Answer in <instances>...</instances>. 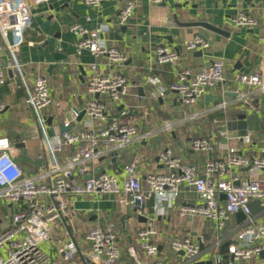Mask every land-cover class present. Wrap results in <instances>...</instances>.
I'll return each instance as SVG.
<instances>
[{
  "label": "crops",
  "instance_id": "1",
  "mask_svg": "<svg viewBox=\"0 0 264 264\" xmlns=\"http://www.w3.org/2000/svg\"><path fill=\"white\" fill-rule=\"evenodd\" d=\"M125 1L102 0L98 8L89 7L80 0H50L32 5V22L24 29L23 41L16 49L17 69L9 67L10 57L6 47L0 50V68L6 75L4 83L0 85V101L5 105L0 114V137L8 139L11 154L23 173L35 176L46 164V158L40 157L43 153L42 129L25 102V89H29L38 77L46 79L52 97V103L44 113L43 125L44 133L51 140L60 139L62 131L77 134L89 125L93 130L103 128L102 121L91 119L84 112L86 103L93 96L87 89V81L93 74H120L126 80V95L117 104L110 102L106 96H99L109 104L107 118H119L135 125L139 132L150 133L144 139H134L123 151L114 154V159L110 154L97 163H90L86 175L96 174L100 170L121 175L123 166L133 155L140 156L135 175L142 179L148 173L164 172L166 168L158 160L159 152L163 149H169L173 155L193 164L199 174L205 172L207 159L222 155L226 145L237 146L247 155L259 154L264 147V95H259L260 130L248 131V143L241 138L221 136L218 132L226 129V120L234 119L243 111L250 113L235 101V96L227 95L234 93L232 89L251 91L250 87L238 83L236 76L254 71L264 73V43L260 39L264 33V0H194L190 3L167 0L159 4L132 0L134 7L131 16L124 25H118V10ZM241 11L256 19L252 28L232 23L231 18ZM196 22L216 25L228 34L225 36L214 32ZM74 23L90 30L106 25L107 30L102 31L101 38L106 45L117 47L125 59L119 64H112L106 56L95 57L85 49L77 52L81 36L70 30V25ZM197 33L208 41V47L186 49L187 40ZM0 44H3L1 35ZM159 44L176 49L178 59L173 63H156L154 49ZM56 53L65 56L56 59ZM214 60H222L225 80L207 90L205 95H210L209 101L205 100L204 95L194 105L186 106L173 92L167 91L157 97L152 95L174 81L182 68L197 71ZM223 100L228 102L225 109L208 110L211 105ZM72 108L80 111L78 117L81 112L83 115L71 121L69 126H64L63 121L70 116L69 110ZM165 122L171 123L170 129L163 128ZM230 132L239 136L236 131ZM201 136L213 138L215 144L212 151L205 153L191 148V138ZM78 148L79 143L68 145L58 153V158L67 157ZM71 175L74 180L80 178L78 171L74 170ZM223 175L236 176L239 182L248 178L264 181V170L233 166ZM142 184L145 197L141 213L132 205L127 208V205L119 203L117 195L112 193L97 197H67L72 211L68 227L75 234L82 235L90 226L112 224L121 247L117 264H134L133 257L127 251L130 245L136 249L138 260L151 261L137 239V230L145 221H150L155 229L151 240L158 246L160 258L165 264H182V255L171 246L174 238L188 236L202 245L197 261L205 263L213 254H221L218 245L213 250H207L212 241L223 243L235 238L238 228L235 214L218 230L214 220L197 213L184 214L179 211L181 207L199 203V197L191 187L184 185L171 203L159 205L155 195L146 191V183L142 181ZM220 198L223 200L224 195L220 194ZM18 207L9 205L7 211L10 209L11 213ZM10 213L0 212V216ZM43 246L49 248L47 242ZM222 257L224 261L228 259L226 253ZM240 263L264 264V256L254 255Z\"/></svg>",
  "mask_w": 264,
  "mask_h": 264
},
{
  "label": "built area",
  "instance_id": "2",
  "mask_svg": "<svg viewBox=\"0 0 264 264\" xmlns=\"http://www.w3.org/2000/svg\"><path fill=\"white\" fill-rule=\"evenodd\" d=\"M50 0H0V35L6 47L10 62L9 67L18 68L16 49L23 41V31L32 22L31 6ZM89 7L98 8L102 0H80ZM151 3H162L167 0H148ZM190 3L194 0H175ZM227 2L230 0H218ZM134 3L126 0L119 8L117 24L124 25L132 14ZM234 25L252 28L256 19L241 11L231 18ZM70 30L81 36L77 43V52L85 49L95 57L106 56L112 64H119L125 59L124 54L114 46H108L101 38L106 25L90 30L78 23L70 25ZM11 32V43L7 32ZM264 43V33L260 35ZM209 45L201 34H194L187 40L188 50L204 49ZM155 62L158 64L173 63L178 59V51L166 44H159L154 49ZM95 64L92 65V68ZM6 79L5 72L0 68V85ZM225 80L222 60H214L202 66L197 71L182 68L177 72L176 79L167 87L152 93L154 97L162 96L167 91L176 94L186 106L194 105L207 90ZM238 83L251 88V91L232 89L235 101L242 104L246 111L259 114L261 100L264 95V73L254 71L236 76ZM88 92L93 95L84 107L85 114L91 119L104 123L103 128L93 130L89 125L81 132L74 134L69 131L60 132V139L51 140L44 133L45 110L51 105L52 97L44 77L34 80L29 89H25V102L33 112L42 129L41 147L46 158L44 168L35 176H26L20 165L11 154V145L7 138L0 137V203L7 206L15 204L19 207L10 215L0 216V221L7 217V225L0 230V264H117L121 255L117 234L112 224L106 226L94 225L77 235L68 227V219L72 211L66 200L69 196L112 193L117 195L119 203L132 205L138 213L145 197L142 181L147 185L146 191L157 198L159 205L171 203L180 188L184 185L191 187L199 197V203L189 207H181L184 214H200L214 220L216 228L221 230L231 215L237 211L245 214L244 220L238 224L235 238L229 242L224 261L222 254H213L214 264H242L248 259L264 251V210L252 214L248 202L258 199L264 205V181L248 178L236 184V176L223 175L231 167H250L249 169L264 170V147L256 155H247L233 145L219 156L209 157L205 163V172L199 174L195 166L185 162L181 157L173 155L169 149L159 152L158 160L166 168L159 173H148L142 179L135 175V167L140 156L133 155L123 166L121 175L106 170L96 174L89 173L90 163H97L102 157L119 154L134 139H144L149 131L139 132L137 127L125 123L119 118H107L109 104L103 95L113 104H117L126 95V80L124 76L93 74L87 81ZM97 96V97H95ZM228 102L223 100L211 105L209 111L225 109ZM5 105L0 101V114ZM79 110L70 109L69 117L63 121L69 126L79 115ZM171 123L165 122L163 128L170 129ZM219 135L227 138H241L245 143L250 141L248 135L236 136L225 128L219 130ZM79 143L76 152L65 158H58V153L68 145ZM211 136L193 137L190 146L194 150L208 153L214 148ZM78 171L79 179L72 178V172ZM220 194L224 195L223 200ZM57 234L54 243L46 250L43 246ZM155 229L150 221H145L137 230V239L150 262L137 259V251L130 245L127 251L134 259V264H165L160 258L158 246L151 240ZM175 252H182V264L197 261L202 249L198 242L190 237L174 238L171 241Z\"/></svg>",
  "mask_w": 264,
  "mask_h": 264
},
{
  "label": "water",
  "instance_id": "3",
  "mask_svg": "<svg viewBox=\"0 0 264 264\" xmlns=\"http://www.w3.org/2000/svg\"><path fill=\"white\" fill-rule=\"evenodd\" d=\"M195 24L201 25L205 28H208L214 32L220 33L225 36H227L228 34L226 31H224L223 29H221L220 27L216 25H212L206 22H196ZM7 39L9 43H11V32L10 31L7 32ZM64 56L65 55H61L58 53L55 54L56 59L64 58ZM3 66H4V63H3ZM227 95L235 96V93L229 92L227 93ZM204 98L206 101H209L211 99L210 95H205ZM82 115H83V112L80 113V116L78 118L80 119ZM225 125H226L227 130L236 131L239 136H245L247 135L248 131L260 130V117L258 116L257 113L247 114L246 112L243 111V112L238 113L234 119L226 120ZM111 155H112V158L114 159V153H112ZM249 168L250 167H246L245 169L248 170ZM235 183L239 184V181H236ZM248 207L252 214H256L257 212L264 210V205H262L261 201L258 199H253L249 201ZM127 208H129V205H127ZM235 216L237 218L238 224L241 223L245 218V214L242 211H237L235 213ZM229 242L230 241L220 243L219 241H212L210 247L207 250H213L216 247V245H218L219 253L225 254L227 252ZM200 246L202 247V245ZM180 254L182 255L183 253L180 252ZM259 254L261 256H264V251H261ZM191 264H212V260L207 261V263H205V261H195Z\"/></svg>",
  "mask_w": 264,
  "mask_h": 264
},
{
  "label": "rangeland",
  "instance_id": "4",
  "mask_svg": "<svg viewBox=\"0 0 264 264\" xmlns=\"http://www.w3.org/2000/svg\"><path fill=\"white\" fill-rule=\"evenodd\" d=\"M0 212H3L4 213V208L2 207V204L0 203ZM6 212L10 213V209L9 211L6 210ZM4 215V214H3ZM7 225V217H4L3 218V222L0 223V230H2L5 226ZM58 235L55 234L54 232L51 234V238L48 240V245L50 246L52 243H54L55 241V238L57 237ZM46 250H50L49 248H46Z\"/></svg>",
  "mask_w": 264,
  "mask_h": 264
}]
</instances>
